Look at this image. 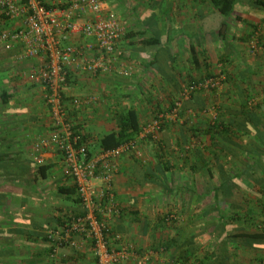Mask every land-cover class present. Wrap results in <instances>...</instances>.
Wrapping results in <instances>:
<instances>
[{
  "label": "crops",
  "instance_id": "crops-1",
  "mask_svg": "<svg viewBox=\"0 0 264 264\" xmlns=\"http://www.w3.org/2000/svg\"><path fill=\"white\" fill-rule=\"evenodd\" d=\"M109 6L127 24L119 46L130 74L73 70L64 90L67 120L92 152L101 150L103 134L117 130V113L133 108L140 132L184 87L221 78L214 90L181 99L179 117L154 137L138 132L139 156L118 158V213L106 218L107 234L111 246L132 248L117 264H257L264 238L252 234L264 230V180L244 170L256 135L252 122L264 121V34L255 52L248 46L255 26L264 25V0H237L228 16L211 0ZM18 48L0 44V264H95L81 237L77 248L62 246L50 256L47 230L83 210L60 154L46 148L40 163L33 159L53 127L30 72L40 58L15 62ZM74 96L93 102L73 110L67 101Z\"/></svg>",
  "mask_w": 264,
  "mask_h": 264
},
{
  "label": "built area",
  "instance_id": "built-area-1",
  "mask_svg": "<svg viewBox=\"0 0 264 264\" xmlns=\"http://www.w3.org/2000/svg\"><path fill=\"white\" fill-rule=\"evenodd\" d=\"M109 1L0 0V24H8L0 29L1 46L5 50L13 45L19 47L11 56L15 62L40 58L30 72L34 82L44 90L53 130L37 142L33 159L40 163V151L46 148H54L60 154L83 210L81 214L65 216L60 224L47 230L50 256H55L62 246L77 248L76 239L81 237L90 242L95 264H117L132 248L126 244L118 248L110 245L106 218L118 213L112 189L118 158L123 153L139 156L140 150L133 138L110 149L89 152L84 142L78 143L80 135L67 120L64 90L73 70L93 75L111 72L121 77L130 74L120 58L119 46L127 24L110 8ZM262 34L264 25H256L248 41L252 52L258 49ZM220 82L219 76H210L184 87L167 110L157 112L141 128L139 136L154 137L162 123L179 117L181 99L197 91L214 90ZM92 102V98L74 96L68 104L77 110ZM115 238L118 240L119 236ZM171 264L191 263L175 258ZM257 264H264V258Z\"/></svg>",
  "mask_w": 264,
  "mask_h": 264
},
{
  "label": "trees",
  "instance_id": "trees-1",
  "mask_svg": "<svg viewBox=\"0 0 264 264\" xmlns=\"http://www.w3.org/2000/svg\"><path fill=\"white\" fill-rule=\"evenodd\" d=\"M236 1L237 0H211L216 10L224 16H228L234 10V4L236 3ZM221 29L222 27L219 28V31H221ZM64 102L66 103L65 97ZM138 121V114L131 107L126 108L124 111L117 113L115 121L117 130L103 134L97 140V145L102 150H105L116 147L125 141L135 138L140 128ZM252 124L254 125L256 135L252 138V141L250 143L251 149L248 153V159H250V164L248 165V167L245 168L244 174L246 177H251L254 179H256L257 177H261L264 180V121L253 120ZM223 127L224 126L222 125V129ZM213 129L214 127L211 126L210 130ZM74 132L76 134H79V131L77 130H74ZM81 142H85V136L83 135L79 136L78 143ZM88 151L92 152L90 149H88ZM42 170L43 167L38 166V171L40 173H42ZM262 189L264 190V182L262 183ZM252 237L264 238V230L257 231L255 234H252Z\"/></svg>",
  "mask_w": 264,
  "mask_h": 264
},
{
  "label": "rangeland",
  "instance_id": "rangeland-1",
  "mask_svg": "<svg viewBox=\"0 0 264 264\" xmlns=\"http://www.w3.org/2000/svg\"><path fill=\"white\" fill-rule=\"evenodd\" d=\"M1 28H3V27H1Z\"/></svg>",
  "mask_w": 264,
  "mask_h": 264
}]
</instances>
